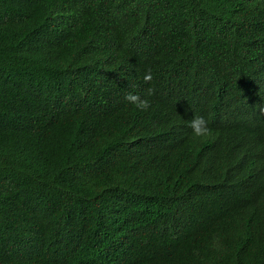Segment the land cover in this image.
Returning a JSON list of instances; mask_svg holds the SVG:
<instances>
[{
  "label": "trees",
  "instance_id": "16d2710c",
  "mask_svg": "<svg viewBox=\"0 0 264 264\" xmlns=\"http://www.w3.org/2000/svg\"><path fill=\"white\" fill-rule=\"evenodd\" d=\"M263 102L256 0H0V264H264Z\"/></svg>",
  "mask_w": 264,
  "mask_h": 264
},
{
  "label": "clouds",
  "instance_id": "9594fccd",
  "mask_svg": "<svg viewBox=\"0 0 264 264\" xmlns=\"http://www.w3.org/2000/svg\"><path fill=\"white\" fill-rule=\"evenodd\" d=\"M257 4L262 5V14L264 12V0H256ZM153 80V74L151 70L146 71L144 75L145 83H149ZM154 93V89L149 87L146 90L147 96H151ZM125 100L132 104L137 110L147 111L150 108V101L146 98L142 99L139 95L128 94L125 96ZM258 112V110H257ZM261 113V114H260ZM260 113L258 114L264 119V102L260 106ZM188 127L192 130L194 137H208L211 135V130L208 127V121L203 116H194L189 122Z\"/></svg>",
  "mask_w": 264,
  "mask_h": 264
},
{
  "label": "rangeland",
  "instance_id": "374dc122",
  "mask_svg": "<svg viewBox=\"0 0 264 264\" xmlns=\"http://www.w3.org/2000/svg\"><path fill=\"white\" fill-rule=\"evenodd\" d=\"M231 123H233V119H230V120L228 121V124H231Z\"/></svg>",
  "mask_w": 264,
  "mask_h": 264
}]
</instances>
